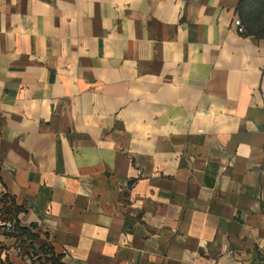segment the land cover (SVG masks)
<instances>
[{
  "label": "crops",
  "instance_id": "1",
  "mask_svg": "<svg viewBox=\"0 0 264 264\" xmlns=\"http://www.w3.org/2000/svg\"><path fill=\"white\" fill-rule=\"evenodd\" d=\"M236 5L0 0V200L63 264H264V39Z\"/></svg>",
  "mask_w": 264,
  "mask_h": 264
},
{
  "label": "trees",
  "instance_id": "2",
  "mask_svg": "<svg viewBox=\"0 0 264 264\" xmlns=\"http://www.w3.org/2000/svg\"><path fill=\"white\" fill-rule=\"evenodd\" d=\"M236 14L244 27L243 35L254 36L258 40L264 39V0H237ZM8 211L13 214L16 222L14 233L8 235L18 236L17 238L27 236L32 240L37 239L38 235L33 231L36 226L25 227L17 220L19 211L17 207L15 210L10 209ZM41 250L43 253L36 251L38 258L33 264H63L62 255L58 254L50 243L41 247Z\"/></svg>",
  "mask_w": 264,
  "mask_h": 264
},
{
  "label": "rangeland",
  "instance_id": "3",
  "mask_svg": "<svg viewBox=\"0 0 264 264\" xmlns=\"http://www.w3.org/2000/svg\"><path fill=\"white\" fill-rule=\"evenodd\" d=\"M10 209H13L12 201L8 197H2V199L0 200V229L3 233H5V235L14 233L15 231L16 222L14 216H12L13 214H10L8 211ZM11 237L16 239V247L17 249H19V255H21L22 259L26 262V264H33L34 261L38 258V255H36V251L43 253L41 247H45L48 244V241L46 239L42 241L38 240L39 238L41 239L39 231L38 239L34 240L27 236H23L21 238H17L18 236Z\"/></svg>",
  "mask_w": 264,
  "mask_h": 264
},
{
  "label": "built area",
  "instance_id": "4",
  "mask_svg": "<svg viewBox=\"0 0 264 264\" xmlns=\"http://www.w3.org/2000/svg\"><path fill=\"white\" fill-rule=\"evenodd\" d=\"M233 24L236 26L237 30L239 33H243L244 32V27L243 25L241 24V21L240 19L238 18V16H236L233 20ZM1 162V161H0ZM0 170H1V167H0ZM125 186H127V184H125Z\"/></svg>",
  "mask_w": 264,
  "mask_h": 264
}]
</instances>
